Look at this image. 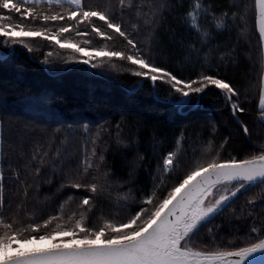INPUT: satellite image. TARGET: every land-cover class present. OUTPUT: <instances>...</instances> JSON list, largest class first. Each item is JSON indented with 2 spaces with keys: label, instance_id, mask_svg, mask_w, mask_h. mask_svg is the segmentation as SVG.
<instances>
[{
  "label": "snow or ice",
  "instance_id": "obj_1",
  "mask_svg": "<svg viewBox=\"0 0 264 264\" xmlns=\"http://www.w3.org/2000/svg\"><path fill=\"white\" fill-rule=\"evenodd\" d=\"M0 44L10 55L46 47L39 62L48 68L126 75L132 92L172 110L215 96L250 145L224 155L230 132L184 159L183 130L158 155L154 136L151 170L118 133L117 148L133 151L118 175L103 124L95 133L79 125L77 153L66 134L58 139L63 125L42 123L30 106L17 114L0 86V264H264V0H0ZM253 50L255 80L242 89L227 72ZM253 103L250 126L241 117ZM145 167L151 183L137 188ZM46 205L55 214L38 216Z\"/></svg>",
  "mask_w": 264,
  "mask_h": 264
},
{
  "label": "trees",
  "instance_id": "obj_2",
  "mask_svg": "<svg viewBox=\"0 0 264 264\" xmlns=\"http://www.w3.org/2000/svg\"><path fill=\"white\" fill-rule=\"evenodd\" d=\"M11 51L0 44V86L6 89L3 97L10 108L17 114H24L23 109L30 106L42 123L51 128L63 125L58 139H64L66 134L71 149L77 153L85 139L79 125L88 122L91 132L95 133L96 126L103 124L107 129L102 134L103 141L111 146L107 161L118 175L125 174L126 165L133 155V151L117 148L115 140L118 133L121 137L136 141L135 148L146 154L145 163L146 166L151 164V170H155L156 166L152 138L155 136L158 155L161 147L165 150L174 147L173 142L179 138L181 130L185 132L181 142V148L186 153L184 159L191 158L194 152L199 154L204 147L203 142L211 139L214 144H218L230 132L233 136L224 155L231 152L243 156L250 151L249 142L242 133L234 131L237 126L230 109L215 96L206 97L200 105L190 110H172L146 95V90L132 92L133 80L126 75L93 70L83 65L48 68L39 62L43 52L48 51L46 47L33 56H28L24 51L10 55ZM242 51L248 52L249 49L244 47ZM252 56L253 60L242 58L238 67L227 72L242 89L248 88L249 82L255 80L258 67H254L257 56L255 50ZM69 68L72 70L69 71ZM249 95L250 99L255 100V88L250 89ZM246 106L250 110L241 119L251 126L257 121L255 104ZM117 122L120 123L119 129L116 127ZM69 124L73 125V129L67 128ZM148 171L147 167L139 171L137 188L150 185ZM55 211L56 205L42 206L38 216L46 217L49 213L55 214ZM98 217V212L92 214L89 222H95ZM220 219L216 222H220ZM247 225V221L236 222L240 228L237 235H243ZM224 231L227 232L228 228Z\"/></svg>",
  "mask_w": 264,
  "mask_h": 264
}]
</instances>
